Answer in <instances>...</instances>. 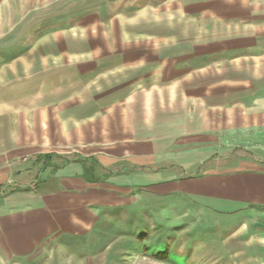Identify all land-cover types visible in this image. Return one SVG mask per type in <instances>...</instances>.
Here are the masks:
<instances>
[{
	"label": "crops",
	"instance_id": "obj_1",
	"mask_svg": "<svg viewBox=\"0 0 264 264\" xmlns=\"http://www.w3.org/2000/svg\"><path fill=\"white\" fill-rule=\"evenodd\" d=\"M26 4L0 35V264H55L145 184L264 264V0Z\"/></svg>",
	"mask_w": 264,
	"mask_h": 264
},
{
	"label": "rangeland",
	"instance_id": "obj_2",
	"mask_svg": "<svg viewBox=\"0 0 264 264\" xmlns=\"http://www.w3.org/2000/svg\"><path fill=\"white\" fill-rule=\"evenodd\" d=\"M11 1H24L28 9H39L57 7L59 0H30V7L28 0H0V35L8 32L11 22L16 21L12 19L14 14L8 11ZM16 16L20 18L18 12ZM58 16L56 13L52 17ZM4 25L9 27L3 28ZM44 25L35 24L33 33L36 37L44 31ZM22 45L7 50L5 57L26 50L24 42ZM5 57L2 55V59ZM4 147L0 142V153ZM19 160L23 162L26 158ZM39 160L44 159L35 162ZM19 170L12 169L14 173ZM138 186L125 193L129 200L124 198L117 202L119 200L112 199L113 205L101 207L99 221L85 235L65 236L55 240L58 243H50V250H54L49 255L50 260L55 264H233V249H223L217 242L228 230L203 229L205 224L195 213L200 206L198 197L193 196L185 202L181 198L160 196L164 191L151 185ZM0 190L5 192V189Z\"/></svg>",
	"mask_w": 264,
	"mask_h": 264
}]
</instances>
